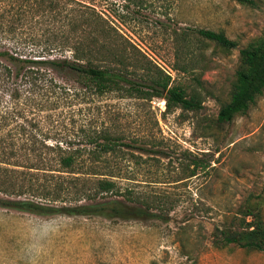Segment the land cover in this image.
Wrapping results in <instances>:
<instances>
[{"label": "rangeland", "instance_id": "obj_1", "mask_svg": "<svg viewBox=\"0 0 264 264\" xmlns=\"http://www.w3.org/2000/svg\"><path fill=\"white\" fill-rule=\"evenodd\" d=\"M257 1H179L173 13L179 27L222 31L236 42L231 49L192 35L177 57L170 29L150 28L141 38L122 26L170 75L169 85L198 94L200 110L165 112L162 98L99 95L83 75L52 72L57 87L46 95L53 103L42 112V131L74 148L102 129L121 135V151L110 161L124 171L122 188L143 200L135 204L166 214L110 219L0 207V264H264L262 251L213 244L216 228L239 226L253 202L262 203L264 219V91L245 113L217 122L239 49L264 32V0ZM53 56L72 59L71 51Z\"/></svg>", "mask_w": 264, "mask_h": 264}, {"label": "trees", "instance_id": "obj_2", "mask_svg": "<svg viewBox=\"0 0 264 264\" xmlns=\"http://www.w3.org/2000/svg\"><path fill=\"white\" fill-rule=\"evenodd\" d=\"M179 1L0 0V207L41 216L164 217L166 213L152 211L147 203L135 204L143 200L122 188L124 171L110 161L121 151V135L102 129L88 137L87 145L74 148L51 141L40 125L42 112L53 103L46 95L57 87L52 72L83 75L99 95L162 98L165 112L200 110L198 94L187 95L182 86L169 85L170 75L122 29L141 38L150 28L163 34L170 29L177 57L192 35L225 49L236 47L222 31L179 27L173 15ZM66 51H71L72 59L53 56ZM263 91L264 32L239 49L229 99L220 107L217 122L245 113ZM261 204L245 206L239 226L216 228L213 244L264 252Z\"/></svg>", "mask_w": 264, "mask_h": 264}]
</instances>
